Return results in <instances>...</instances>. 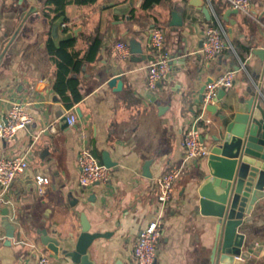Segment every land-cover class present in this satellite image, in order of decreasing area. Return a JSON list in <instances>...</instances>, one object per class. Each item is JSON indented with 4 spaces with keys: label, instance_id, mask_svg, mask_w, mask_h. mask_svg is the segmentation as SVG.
Instances as JSON below:
<instances>
[{
    "label": "crops",
    "instance_id": "1",
    "mask_svg": "<svg viewBox=\"0 0 264 264\" xmlns=\"http://www.w3.org/2000/svg\"><path fill=\"white\" fill-rule=\"evenodd\" d=\"M48 0H0V52L7 49L8 62L0 72V121L10 102L25 105L33 124L10 141L0 140V156H23L27 170L5 194L3 208L15 227L11 264H36L38 254L52 264H68L40 244L39 230L73 246L81 232L84 214L92 233H110L89 249L96 264H132V248L139 231L155 209L158 180L168 170L182 166L175 194L166 204L163 235L156 264H210L215 241L213 225L196 207L195 173L207 158L187 162L183 136L197 124L203 142L211 148L218 136L220 117L245 112L253 96L264 94V60L253 54L264 50V0H251L249 12H237L227 0H207L210 19L188 6V0H161L144 10V0H96L70 2L64 8L63 34L72 38L55 47L51 25L58 18ZM133 2L125 16H115L113 6ZM40 7V8H38ZM182 26L173 27L174 17ZM219 23L229 48L207 61L200 50L205 31ZM161 29L165 50L171 55L170 74L155 90L147 87V69L154 61L150 32ZM228 30L232 31L229 38ZM135 40L145 60L119 58L115 45ZM62 56L50 53V47ZM95 57L87 61L89 50ZM185 52V53H184ZM73 57L59 81L60 59ZM242 66L244 69H242ZM236 85L215 103L216 113L203 112L201 89L226 71L239 69ZM118 77L115 87L107 82ZM55 87H59L58 92ZM58 89V88H57ZM75 116L73 126L62 123ZM81 137L83 140L81 141ZM86 149L101 164L108 160L110 179L91 188L77 182V153ZM49 179L42 195L34 177ZM248 217L247 244L262 247L255 263L264 264V200ZM6 230L0 219V249ZM6 259L8 254H1ZM0 264L2 262L0 261Z\"/></svg>",
    "mask_w": 264,
    "mask_h": 264
},
{
    "label": "water",
    "instance_id": "2",
    "mask_svg": "<svg viewBox=\"0 0 264 264\" xmlns=\"http://www.w3.org/2000/svg\"><path fill=\"white\" fill-rule=\"evenodd\" d=\"M188 6L201 12L207 20L210 13L204 0H188ZM115 16H125L133 7V2L122 6H113ZM174 13L171 26L181 27V17L176 19ZM65 18L60 17L51 25L50 38L55 47L72 38L71 34H63L61 25ZM229 38L232 31L228 30ZM129 48L133 62L145 60L138 42L131 40ZM185 53V52H184ZM253 54L264 60V50H254ZM8 62L7 49L0 52V72ZM171 65V62H170ZM238 70V69H235ZM118 77L107 82L112 88L117 84ZM204 87L201 89L202 95ZM225 91H219L217 100H220ZM201 101V96L199 98ZM212 114L216 113L214 105L205 109ZM218 126V136L209 148V155L205 167H201L194 177L197 183L195 191L196 207L207 224L213 225L215 230V243L210 258V264H252L260 257L262 247L255 249L252 244H247V228H244L248 217L252 216L255 206L264 200V94L247 103L245 112L232 113L229 117L221 116ZM66 124L67 117L62 118ZM201 140L203 138L201 136ZM103 165L112 168L108 160H103ZM9 212L2 209V226L6 230L5 241L0 249L1 254H8L2 264L13 262L11 245L14 238L15 227L9 223ZM40 244L49 252L61 255L68 264H96L90 256L89 249L99 239H107L110 233H92L90 224L84 214L81 215V232L71 246L67 241L60 242L47 235L45 230L38 231Z\"/></svg>",
    "mask_w": 264,
    "mask_h": 264
},
{
    "label": "built area",
    "instance_id": "3",
    "mask_svg": "<svg viewBox=\"0 0 264 264\" xmlns=\"http://www.w3.org/2000/svg\"><path fill=\"white\" fill-rule=\"evenodd\" d=\"M209 2V0H207ZM230 7L237 12H249L251 0H227ZM40 8V7H38ZM68 24L63 23L61 30L67 29ZM165 38L161 29L154 28L150 32V46L154 52V61L147 69V87L155 90L156 87L166 81L170 74L171 55L164 47ZM229 48L226 32L217 23L208 27L205 31L201 55L205 60L210 61L219 57ZM115 50L119 58L127 60L131 51L127 43H117ZM242 69L244 67L242 66ZM238 70H229L208 82L201 95V107L203 112L207 106L215 105L219 91L232 89L238 79ZM203 117H199L183 136V148L185 160L191 162L206 158L209 155V147L201 140V134L197 124ZM34 122V118L28 113L25 105L19 102H10L4 118L0 121V140L10 141L18 132L27 130ZM76 122L75 116L67 117L68 126ZM210 124V120H204ZM83 137H81V141ZM78 185L80 188H91L97 184H103L110 179V169L101 164L83 147L77 153ZM28 167L23 156H0V219L2 218V205L5 201V194L15 179L22 175ZM183 173L182 166H175L163 174L158 180V192L155 196V209L151 219L139 231L138 237L132 248V264H156L157 248L159 240L163 235V220L166 204L175 194V184ZM36 191L42 195L45 187L49 185V179L42 175L34 177ZM258 244L254 246L259 248ZM36 264H52L51 257L40 253Z\"/></svg>",
    "mask_w": 264,
    "mask_h": 264
},
{
    "label": "trees",
    "instance_id": "4",
    "mask_svg": "<svg viewBox=\"0 0 264 264\" xmlns=\"http://www.w3.org/2000/svg\"><path fill=\"white\" fill-rule=\"evenodd\" d=\"M96 0H48L45 2V5L47 6H54L55 7V13H56V17H61L64 14V8L65 6L70 3V2H76V3H85V4H90V3H94ZM161 0H144L141 8L144 10L149 9L152 5L154 4H158L160 3ZM73 45V41H69L67 43L64 44V46L60 49V50H54V48H52V46L50 47V53L51 54H55L56 56H62L63 54H65L64 52L66 51L65 47H69ZM96 50H97V46H92L90 47L89 50V56L87 57V61H92L95 57L96 54ZM63 57V56H62ZM73 61V57H68V58H62V60L60 59V63L58 64V69L60 70V73L58 75V79L59 81L63 80V78L65 77V71L66 68L68 66L69 63H71ZM56 90L58 92H61V90H59V87H55ZM58 88V89H57Z\"/></svg>",
    "mask_w": 264,
    "mask_h": 264
},
{
    "label": "rangeland",
    "instance_id": "5",
    "mask_svg": "<svg viewBox=\"0 0 264 264\" xmlns=\"http://www.w3.org/2000/svg\"><path fill=\"white\" fill-rule=\"evenodd\" d=\"M252 264H257V263L253 262Z\"/></svg>",
    "mask_w": 264,
    "mask_h": 264
}]
</instances>
